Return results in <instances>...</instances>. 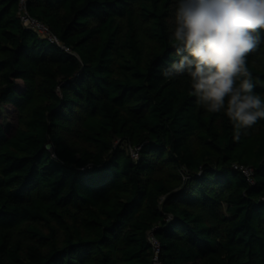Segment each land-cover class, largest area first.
<instances>
[{"label": "trees", "instance_id": "1", "mask_svg": "<svg viewBox=\"0 0 264 264\" xmlns=\"http://www.w3.org/2000/svg\"><path fill=\"white\" fill-rule=\"evenodd\" d=\"M177 5L28 0L59 44L0 0V104L17 110L12 132L0 120V264H152V235L163 264H264V119L237 130L162 75ZM247 68L264 100V42Z\"/></svg>", "mask_w": 264, "mask_h": 264}, {"label": "clouds", "instance_id": "2", "mask_svg": "<svg viewBox=\"0 0 264 264\" xmlns=\"http://www.w3.org/2000/svg\"><path fill=\"white\" fill-rule=\"evenodd\" d=\"M262 30L264 0H178L172 40L179 59L162 75H187L198 104L225 110L237 130L250 128L264 119V100L247 68V57L264 42Z\"/></svg>", "mask_w": 264, "mask_h": 264}, {"label": "built area", "instance_id": "3", "mask_svg": "<svg viewBox=\"0 0 264 264\" xmlns=\"http://www.w3.org/2000/svg\"><path fill=\"white\" fill-rule=\"evenodd\" d=\"M18 16L21 19L22 23L31 28L36 30L41 36H45L50 40L61 44L59 38L50 30V28L38 18L31 16L28 11V0H19V11ZM66 50H70L69 47L63 45ZM131 154L134 158L139 156V149L131 148ZM251 169V168H250ZM249 167L245 168L244 171L248 176L252 175V169L250 170ZM151 243L154 246V255L152 259V264H163L160 258L161 252V245L160 242L152 235L150 237Z\"/></svg>", "mask_w": 264, "mask_h": 264}, {"label": "rangeland", "instance_id": "4", "mask_svg": "<svg viewBox=\"0 0 264 264\" xmlns=\"http://www.w3.org/2000/svg\"><path fill=\"white\" fill-rule=\"evenodd\" d=\"M0 120L5 126V128L8 130V132H12L17 124V110L15 109V107L11 104H0ZM128 148L129 147L127 146V149ZM129 151L130 153L132 152L131 148L129 149Z\"/></svg>", "mask_w": 264, "mask_h": 264}]
</instances>
